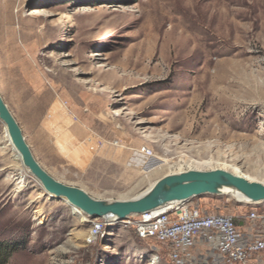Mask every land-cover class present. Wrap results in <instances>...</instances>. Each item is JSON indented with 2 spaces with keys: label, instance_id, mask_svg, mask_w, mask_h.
<instances>
[{
  "label": "rangeland",
  "instance_id": "rangeland-1",
  "mask_svg": "<svg viewBox=\"0 0 264 264\" xmlns=\"http://www.w3.org/2000/svg\"><path fill=\"white\" fill-rule=\"evenodd\" d=\"M17 9L42 39L26 60L0 52V96L55 180L107 201L186 170L264 183V0H15ZM5 132L0 121V241L18 247L9 264H153L160 246L130 225L86 244L91 221L49 198ZM88 136L108 143L90 154ZM140 146L154 154L146 170ZM195 202L250 211L228 195ZM156 264L170 263L161 253Z\"/></svg>",
  "mask_w": 264,
  "mask_h": 264
},
{
  "label": "built area",
  "instance_id": "built-area-1",
  "mask_svg": "<svg viewBox=\"0 0 264 264\" xmlns=\"http://www.w3.org/2000/svg\"><path fill=\"white\" fill-rule=\"evenodd\" d=\"M67 115L66 102L60 101ZM85 146L90 154L97 153L108 142L88 136ZM111 145L117 146L113 140ZM135 158L154 160L153 151L148 146H140L133 151ZM236 203L249 206L245 216L209 213L201 208L195 199L172 203L149 212L134 215L126 220L114 218L91 220V227L85 237L86 244H93L102 236L107 226L115 223L130 225L136 238L158 244L161 252L154 253L153 264L160 260V254L170 264H264V201L246 204L231 197ZM256 224L250 236L241 233L238 222Z\"/></svg>",
  "mask_w": 264,
  "mask_h": 264
},
{
  "label": "water",
  "instance_id": "water-1",
  "mask_svg": "<svg viewBox=\"0 0 264 264\" xmlns=\"http://www.w3.org/2000/svg\"><path fill=\"white\" fill-rule=\"evenodd\" d=\"M0 121L21 160L22 166L37 180L44 192L63 200L84 214L89 221L114 218L123 221L172 203L205 196L240 195L246 204L264 201V183L223 169L186 170L157 179L138 195L124 200H98L78 187L65 185L50 176L36 161L23 132L0 96ZM225 190V191H223Z\"/></svg>",
  "mask_w": 264,
  "mask_h": 264
},
{
  "label": "bare ground",
  "instance_id": "bare-ground-1",
  "mask_svg": "<svg viewBox=\"0 0 264 264\" xmlns=\"http://www.w3.org/2000/svg\"><path fill=\"white\" fill-rule=\"evenodd\" d=\"M14 6H15V0H3L0 3V52H2V54L10 55L13 58H21L23 60H26L25 59L26 53L29 54L30 52V50L28 49L30 42L32 40H36L35 42H37L38 45V42L42 38L37 32L35 33L32 32V30L36 27L37 23L34 24L32 27H26L19 16L21 10L17 9V11L14 13L13 12ZM18 39L20 40V43L16 41ZM261 138L262 135H256L255 137L252 138V142L257 143L258 139L261 140ZM5 140L8 146L10 147V149L15 153L16 157L21 162L20 157L18 156L12 144L10 143V140L6 132H5ZM48 196L49 198H53L50 195ZM234 198H236L240 202L245 201L240 195H235ZM70 207L73 213L77 215H81L80 211L73 208L72 206Z\"/></svg>",
  "mask_w": 264,
  "mask_h": 264
},
{
  "label": "trees",
  "instance_id": "trees-1",
  "mask_svg": "<svg viewBox=\"0 0 264 264\" xmlns=\"http://www.w3.org/2000/svg\"><path fill=\"white\" fill-rule=\"evenodd\" d=\"M17 251L18 247L14 243L0 241V264H9Z\"/></svg>",
  "mask_w": 264,
  "mask_h": 264
},
{
  "label": "crops",
  "instance_id": "crops-1",
  "mask_svg": "<svg viewBox=\"0 0 264 264\" xmlns=\"http://www.w3.org/2000/svg\"><path fill=\"white\" fill-rule=\"evenodd\" d=\"M75 133L79 136H82L84 134V131L79 126H77V127H75ZM238 225H239L241 233L245 236L252 235L254 232L253 229L257 227L256 224H251V223L245 222L243 220L239 221Z\"/></svg>",
  "mask_w": 264,
  "mask_h": 264
}]
</instances>
